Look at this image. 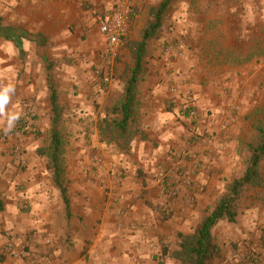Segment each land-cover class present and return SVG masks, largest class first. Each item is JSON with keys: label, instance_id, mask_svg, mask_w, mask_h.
Wrapping results in <instances>:
<instances>
[{"label": "crops", "instance_id": "1", "mask_svg": "<svg viewBox=\"0 0 264 264\" xmlns=\"http://www.w3.org/2000/svg\"><path fill=\"white\" fill-rule=\"evenodd\" d=\"M118 2L0 0V88H13L0 115V264H180L170 253L179 249L182 235L197 225L190 224V215L166 216L164 208L189 204L191 190L197 186L210 190L220 185L221 176L224 180L240 157L245 127L240 117L264 102V0H173L161 30L168 47L173 45L178 52L166 54L164 49L161 54L158 49V58L150 53L154 38L147 45L149 63H144L137 86L142 132L129 152L119 154V166L112 167L124 170L123 183H113L106 160L95 164L94 154L74 152L64 168L72 211L66 217L51 160L35 155L34 145L40 140L25 136L30 127L19 126V119L28 104L36 110L39 130L52 126L51 83L64 111L60 124L77 126L95 118L92 99L104 94L96 74L105 49L99 21L112 14ZM161 2L133 0L135 11L118 60L125 61L141 41L151 22L149 8ZM222 22L224 29L237 32L240 46H252L250 52L239 50L238 44L231 55L239 57L233 59L219 50L214 51L217 57L198 50L213 40L214 23L221 28ZM122 65L120 75L113 76L112 92L125 88L121 77L126 65ZM189 98L197 101L200 136L185 145L184 122L189 119L180 109ZM110 112L111 108L106 110L100 121H106ZM9 115L18 117L11 129ZM13 128L15 136L4 140L2 133ZM95 138L100 141L98 135ZM17 145L24 148L19 157L14 151ZM171 146L195 152L201 162L197 172L191 173L184 163L178 162L177 167V157L174 160L169 153ZM101 148L100 157H107L106 147ZM130 154L133 159L125 157ZM160 165L176 166L168 187L182 188L186 200L160 193L154 179ZM258 192L247 200L250 205L257 202ZM251 207L245 225L253 230L248 236L255 237L264 219L259 204ZM244 236L241 232L237 237Z\"/></svg>", "mask_w": 264, "mask_h": 264}, {"label": "rangeland", "instance_id": "2", "mask_svg": "<svg viewBox=\"0 0 264 264\" xmlns=\"http://www.w3.org/2000/svg\"><path fill=\"white\" fill-rule=\"evenodd\" d=\"M234 21L236 22L235 19ZM214 27L216 28V30H214L212 34L213 40H211V42L208 44L199 46L200 49L198 50L202 51L204 55H207L208 57H211V55L215 56L214 51L219 50L222 53H226L224 55L226 56V58L233 57V59H235L238 58L239 56L234 54L231 55V51L235 50L238 44H239V50L242 49L243 51H245V53L250 52L252 46L243 47L242 44L240 46V42L242 43V41L240 39L239 40L237 39V32L234 31L232 28L224 29L223 22L221 28H220V23H214ZM238 35H240L239 32ZM159 36H160V40H159ZM159 36L157 35L154 38V52L153 51L150 52V53H154V56H157L158 58H160L161 56L157 55V50L160 49L162 54V51L164 49L166 50V47H168L169 45L168 44L169 42L167 40H164L165 35L164 32H162V30L159 32ZM147 53H148V49H147ZM215 57H217V55ZM147 58H148V54L145 56V62H144L145 64L149 63ZM235 62L236 61L233 60L231 64H235ZM122 64L126 65L125 73L123 72V76L121 77L122 81L124 82L126 78L130 76L131 70L135 66V55L133 54L132 51H129L125 61H122V59L115 61L113 70L110 72L108 80H105L106 79L105 77H107L105 71V62L102 59V62L99 63L96 69L97 71L96 74L97 76H99L100 84L104 94L101 95V97L95 96V98L92 99L94 101V105L96 108V115L93 120H90L87 123L85 122L83 124H78L77 126L72 125L70 123H62L59 125V129L63 141V146H62L63 154L67 156V159L63 158V163H61V165L64 166V168L67 167L66 162L70 161V159L74 155V152L79 150H82L80 152L88 151L90 154H94L92 155L91 159L93 158L92 162L95 164L96 163L98 164L100 160H106V163H108L110 170L115 164L116 166H119L118 162L121 159V156L119 154H122L123 151H121L116 146V144L110 145L108 143H104L101 140L102 138L101 131L103 130L101 127H103L104 123L100 121V118L101 119L103 118V114L106 112V110H108L109 108L112 109V107L115 104L120 103L123 99L124 90H125L124 87L117 92H112L110 90L113 76L114 78L119 76L120 72L124 69V65ZM222 64H228V62H223ZM222 85L225 86V83L222 82ZM225 87L227 90H229L227 86ZM193 103L197 104V101L195 100L193 101ZM185 104H190V103L185 102ZM254 110L255 109H253V111ZM253 111L248 110L245 114L246 116L243 115L240 117L241 119H243L242 125H244L245 127L242 128L243 130L241 134L242 141L239 148L240 157L232 164V168H231L232 171L229 172L228 175H225L224 180L222 175L220 178L221 184L212 187L210 190L202 189V187H198V186L196 187V189L194 190L192 189L191 190L192 193L190 194L191 198L189 200V204H187L186 202H181V204H178L174 207L168 206L164 208V213L166 216L169 214H173L174 212H177V214L180 217H188L190 215L191 218L190 224L198 225L201 219L203 218V216L205 215V213L207 212V210L212 209L217 204L219 199L227 192L228 186L233 181V179L239 177L242 174V171L245 166V160L249 156L247 151V145L255 137L251 119L250 117L248 118V115H250ZM234 112H236L235 109ZM98 113L101 114V117L96 118ZM111 118H112V113L110 112V116H108L106 120H110ZM198 118H199V110L196 117L189 116L187 117V119L189 120L187 122H184L186 132H184L183 134V139L187 141L185 142V145L191 144L189 143L191 142V140L196 138L198 139L200 136L198 133V128L196 127ZM22 120L23 118L20 117L19 124L21 125L19 126H25ZM35 122L36 120L32 121L30 123L31 125H28L30 127V131L28 130L29 132L25 133L24 135L29 138H32L33 141L40 140L38 144L34 145V150L36 153L35 155L39 156L38 154L39 150L44 151V149L47 150L50 147L51 139H52V135H51L52 126L47 130H39V128L35 125ZM15 131H16L15 128H13V130H9L6 133L13 134L15 136ZM4 135L5 133H2L1 137H3ZM96 135L99 136L100 141H98L95 138ZM102 144L106 147L105 152L107 153V157L106 156L103 157L104 159L100 157L102 153V148H101ZM23 149L24 148H22L21 146L22 154L24 152ZM190 151L191 150L189 148H186L185 146H177L176 148H173V146H171L169 153L173 154L174 160L175 157H177L178 161H175L177 167H180L179 163H184L187 165V167L190 165L191 167L190 171L191 173H194L197 172V169L200 168V166L198 165L199 161H196L194 157V155H196L195 152H190ZM131 155L132 154L125 155V157L127 158V156H129L133 159L134 156ZM126 160H129L131 162L130 158ZM199 163L201 164V162ZM100 164H102V162ZM135 164L137 165L136 162ZM176 166H172V165H160L159 167L157 166L158 168L154 176V179L161 186L160 193L167 195L168 198L171 197L172 200L174 199L178 200L180 199L179 197H182L183 199L186 198V196H183V194L181 193L182 188H177L176 190H173L168 187V185H170V182L173 181L175 177V175L172 174L171 171H174L175 170L174 168ZM92 167L95 166L92 165ZM161 172H163L165 176L164 178L160 179L159 173ZM123 173L124 170L122 169L119 168H117L116 170L112 169L111 171H109V176L111 177L113 183L115 182L117 183V185H122L124 179ZM180 173L181 172L178 173V176L181 177L182 174ZM189 176L190 179L194 178V176L192 175ZM190 179H188L189 182L192 181ZM256 190H259L260 192L256 194L257 202L253 203V205L259 204L262 207V210H260L259 213L261 216L260 218L261 221L262 219H264V187L250 190L240 205L239 216L237 220L234 223L222 221L216 226L213 232V238H214V242L220 248L221 255L218 258L214 259L212 264H264V226L263 225L260 226L261 231L259 229V232L255 237L254 236L250 237L248 236V232L252 233L253 230L249 229L247 225H245L248 219L246 217L248 216V209L252 208L251 206H253L250 205L247 200L251 195L254 196L252 192ZM167 224L168 223H166V225ZM172 226L173 225H171L170 227ZM193 231H191L189 234H191ZM241 232L243 234H246V236H244V238L238 239L237 236L241 235ZM10 246L11 245H9V248Z\"/></svg>", "mask_w": 264, "mask_h": 264}, {"label": "trees", "instance_id": "3", "mask_svg": "<svg viewBox=\"0 0 264 264\" xmlns=\"http://www.w3.org/2000/svg\"><path fill=\"white\" fill-rule=\"evenodd\" d=\"M173 0H162V2L149 8L151 22L142 31V38L133 45L132 52L135 55V66L131 70V75L126 78L124 96L120 103L115 104L112 109V118L104 121L101 131V140L104 143L115 145L123 152H129L135 137L141 134L142 127L140 121V106L137 96V86L142 78L145 56L147 54L148 43L161 31L167 11ZM52 88V139L50 147L44 151L39 150L38 154L48 156L54 170V180L62 193L65 204L66 217L72 216L70 197L64 184L63 141L59 129L63 110L60 106V95L51 83ZM180 112L183 116H190V107L186 104L181 106ZM252 122L255 133L247 145L248 158L242 174L233 179L228 186L227 192L219 199L217 204L207 210L199 224L191 234L182 235L179 249L172 251L170 255L178 260L180 264H212L220 253L219 246L214 242L213 232L216 226L227 221L234 223L238 216L240 205L250 190L264 187V102L258 105L255 110L248 115ZM62 159V160H61Z\"/></svg>", "mask_w": 264, "mask_h": 264}, {"label": "built area", "instance_id": "4", "mask_svg": "<svg viewBox=\"0 0 264 264\" xmlns=\"http://www.w3.org/2000/svg\"><path fill=\"white\" fill-rule=\"evenodd\" d=\"M135 11V5L133 0H119L118 6L116 7L115 11L112 14L105 15L99 21V29L101 34L105 39V49L103 51V61L105 62V71L107 77L105 80L109 79L110 72L113 70V66L115 61L118 60L121 54L122 46L124 39L129 31L130 23L132 16ZM178 50L177 47L170 45L166 47V54L174 53ZM178 52V51H177ZM182 54V53H179ZM195 99L189 98L187 99L186 104L190 107V116L196 117L198 113V105L193 103ZM25 112L22 116L24 125L29 127L32 121H35L37 118L36 110L33 107L26 104L25 105ZM13 134L6 133L3 136L4 140H8L12 137ZM14 151L18 155V157L22 154L21 152V145H17L14 148ZM18 160H21L18 158ZM165 174L163 172L159 173V177L164 178ZM12 252H15V248L10 246Z\"/></svg>", "mask_w": 264, "mask_h": 264}, {"label": "clouds", "instance_id": "5", "mask_svg": "<svg viewBox=\"0 0 264 264\" xmlns=\"http://www.w3.org/2000/svg\"><path fill=\"white\" fill-rule=\"evenodd\" d=\"M13 91V88L11 85L7 87L0 88V115L4 114L5 111V105L9 102V93ZM18 117L16 115H9L8 116V128L11 129L14 121Z\"/></svg>", "mask_w": 264, "mask_h": 264}]
</instances>
